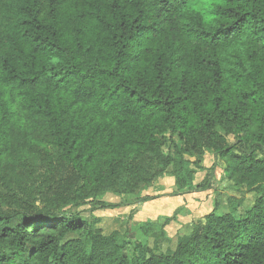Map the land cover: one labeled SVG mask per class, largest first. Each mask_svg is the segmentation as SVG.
<instances>
[{
	"label": "trees",
	"instance_id": "obj_1",
	"mask_svg": "<svg viewBox=\"0 0 264 264\" xmlns=\"http://www.w3.org/2000/svg\"><path fill=\"white\" fill-rule=\"evenodd\" d=\"M208 150L256 198L175 248L173 217L140 240L80 209L152 201ZM0 264H264V0H0Z\"/></svg>",
	"mask_w": 264,
	"mask_h": 264
},
{
	"label": "rangeland",
	"instance_id": "obj_2",
	"mask_svg": "<svg viewBox=\"0 0 264 264\" xmlns=\"http://www.w3.org/2000/svg\"><path fill=\"white\" fill-rule=\"evenodd\" d=\"M230 140L233 142L234 138L231 136ZM189 159L190 168L194 170L192 177L188 173L175 174L170 171L160 177L153 186L142 190L141 195L148 194L157 197L153 199L156 200V203L150 206L151 209L149 211L153 214L152 217L140 218L137 215L139 211L133 217H130L134 208L140 210L145 203L115 209H97L93 212L90 211L92 203H88L80 209L86 217L100 216L101 222L98 226L102 228L105 234L120 230L122 235L126 234L125 237L138 238L140 240H145L144 237L141 238L137 231L142 222L148 220L157 221L159 222L158 224L162 225L165 218L173 217L171 222L165 227L167 236H170L172 241L166 242L162 240L161 243V248L167 250L168 248H175L178 237L190 231L192 221L210 212L216 202L220 207V212L235 207V203H237L238 205L236 206H239L237 215L252 206L256 198L255 192L248 191L245 185L235 187L231 182L226 181L224 179L226 163L219 160L213 150H208L203 156H190ZM215 162L217 163L216 176L218 181L214 188L206 191L190 192L192 190L191 184L201 182L205 178L208 169ZM102 199L112 202L123 200L122 197L112 192L104 194ZM188 202L195 205L192 210L188 207ZM146 240L151 246H154V237H149Z\"/></svg>",
	"mask_w": 264,
	"mask_h": 264
},
{
	"label": "crops",
	"instance_id": "obj_3",
	"mask_svg": "<svg viewBox=\"0 0 264 264\" xmlns=\"http://www.w3.org/2000/svg\"><path fill=\"white\" fill-rule=\"evenodd\" d=\"M156 203V200H152V201H148V202H146L144 205H142V208L140 209V210H138L139 212L137 213V215H138V217H140V218H145V217H152V213H150V206L152 205V204H155ZM188 207L192 210L194 207H195V205L192 203H189L188 202ZM154 214H157V213H154Z\"/></svg>",
	"mask_w": 264,
	"mask_h": 264
}]
</instances>
